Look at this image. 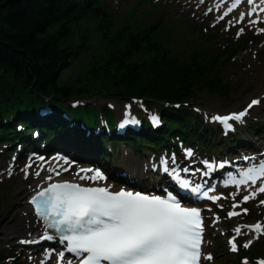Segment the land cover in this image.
Wrapping results in <instances>:
<instances>
[{"label": "trees", "instance_id": "16d2710c", "mask_svg": "<svg viewBox=\"0 0 264 264\" xmlns=\"http://www.w3.org/2000/svg\"><path fill=\"white\" fill-rule=\"evenodd\" d=\"M114 20L93 0H0V116L14 108L22 118L27 96V110L36 113L43 97L54 103L129 96L180 102L202 83L228 92L207 56L169 52L172 29Z\"/></svg>", "mask_w": 264, "mask_h": 264}, {"label": "snow or ice", "instance_id": "6c2138e0", "mask_svg": "<svg viewBox=\"0 0 264 264\" xmlns=\"http://www.w3.org/2000/svg\"><path fill=\"white\" fill-rule=\"evenodd\" d=\"M239 3L240 0L230 2L226 10L217 17V22L224 20ZM247 3L251 6L253 0H247ZM260 13H264V7L259 11L255 8L248 11V25L258 24L259 19L252 17L254 14L258 17ZM244 20L245 13L241 12L236 23ZM228 23L233 22L229 20ZM244 31L245 28L242 27L236 35L239 36ZM257 103L259 101L253 99L248 108ZM246 111L224 116L213 115L211 120L224 125L226 130H231L230 122L240 121ZM150 119L158 122L156 116H151ZM185 154L192 156L191 150H187ZM171 163H177L175 154L171 157ZM161 164L163 171L170 172L183 188H188V183L179 178L178 166L169 170V160L165 158L161 159ZM205 164L211 170L212 165L207 162ZM30 167V164L26 165L25 171ZM188 170L187 167L183 169L184 172ZM80 172L93 173L91 176H82L81 179H104L98 169H80ZM56 174L59 175V172ZM35 175L39 176L40 172L37 171ZM50 179L51 176L46 177L45 182ZM258 181L259 187L244 195L240 203L248 202L259 193H264V161H257L247 168L242 173V178L233 183L237 187L246 183L255 187ZM34 191L35 195L29 203L34 206L35 215L42 222L44 231L35 240H20L19 243L56 240L64 245L63 250H57V264H199L203 255L201 244L204 228L201 210L182 206L171 194L162 198L159 195L127 190L113 193L107 187H86L72 182L51 183L46 187L37 185ZM193 191L200 192L199 186ZM202 195L207 198L208 192L205 191ZM219 199L218 196L211 197L213 202ZM240 203H234L232 208L240 207ZM260 203L264 204V201ZM242 211L244 214L248 213L247 209ZM227 215L231 218L240 213L228 211ZM242 228L254 231L257 235L264 234V227L259 222L237 226L234 229L235 235L228 240L231 251H237L234 241L241 234ZM250 244L251 240L243 244V247L248 248ZM50 255L51 252L45 250V258L41 264H46ZM204 259L211 260L212 257L205 255ZM242 264L248 262L243 261ZM257 264H264V261Z\"/></svg>", "mask_w": 264, "mask_h": 264}, {"label": "rangeland", "instance_id": "374dc122", "mask_svg": "<svg viewBox=\"0 0 264 264\" xmlns=\"http://www.w3.org/2000/svg\"><path fill=\"white\" fill-rule=\"evenodd\" d=\"M130 4V1L129 0H123L120 4H114L112 7L117 10V11H123L124 10V6L125 5H129ZM155 14H149L146 19L149 20L150 17L154 16ZM183 23L185 21H182ZM116 23L119 24V20L116 21ZM182 29V27H180ZM95 38V37H94ZM176 47V46H175ZM174 47V48H175ZM88 54H86L87 56ZM244 90L243 89H240L238 88L237 91L233 92V94L228 98L226 99V101L224 100H221L220 98L216 97V96H210V95H201V98H202V101H203V104L202 106H205V107H209V108H213V109H217V110H224L228 107H230L231 103L236 100V99H239V98H242L244 96H242ZM98 100H105V99H98ZM7 209L5 208H1L0 210V232L2 233V229L4 228V225H3V222L4 221H8L7 219ZM5 236V233H2L0 234V238H3Z\"/></svg>", "mask_w": 264, "mask_h": 264}, {"label": "bare ground", "instance_id": "6f19581e", "mask_svg": "<svg viewBox=\"0 0 264 264\" xmlns=\"http://www.w3.org/2000/svg\"><path fill=\"white\" fill-rule=\"evenodd\" d=\"M130 173L132 175L134 174H138V172H136L135 170L129 169ZM18 195H21V193L19 192ZM25 209H28L26 206H24ZM20 209H23V206L20 202H17L15 204V207L13 209V222L10 223V225H8L7 227H4V231L6 232H12L13 229H16L17 227H19L22 223V218H20L18 216V211Z\"/></svg>", "mask_w": 264, "mask_h": 264}]
</instances>
